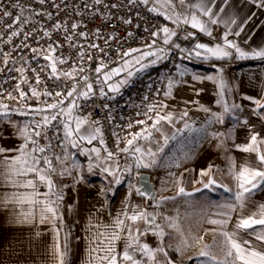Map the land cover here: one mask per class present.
<instances>
[{
    "label": "crops",
    "instance_id": "obj_1",
    "mask_svg": "<svg viewBox=\"0 0 264 264\" xmlns=\"http://www.w3.org/2000/svg\"><path fill=\"white\" fill-rule=\"evenodd\" d=\"M170 2V7L163 6L162 3L157 4L158 11L169 16L179 13L181 17L184 15L190 17L195 12L207 22L211 36L196 29L199 34L194 46L197 43H204L210 47L216 44L223 45V37L228 33L227 39L249 54L254 50L264 49V7H259L253 0H226V2L225 0H185L183 4L180 0H170ZM201 2L206 7L212 8L213 18L217 19L218 23L212 24L208 17L200 14L199 9L190 7ZM149 6L153 7V4L150 3ZM233 20L236 23H232ZM236 32L240 34L236 35ZM173 37L167 45L174 44ZM161 38L163 40V34ZM161 48L165 51L158 54L164 56L167 51L165 46H152L138 52H129L128 56L105 68L107 71L111 70L126 60L140 68V64L135 62L136 58L144 51L157 52ZM229 51L231 52L229 57L205 59L203 56H196L193 47L191 59H181L174 69L171 77V81H174L171 95L166 98L167 107L161 110V114L167 112L173 114L172 123L161 122L159 125L161 132L153 130L149 139H142L140 143L134 145V148L140 147L145 152L149 148L155 152L159 146L164 145L163 152L156 156L155 166L139 168V174L150 175L156 194L155 200L138 194L136 191L138 179L133 182L127 172L123 173L121 183L115 184L114 178L102 173L100 167H95L92 172L88 171L89 155L87 153L82 155L80 148L99 147L103 158L106 153L99 140H94L92 144L81 141L78 148H73L70 144L66 146L70 159L61 164L60 160H64L62 156L53 163L56 169L51 174L54 188L49 194V198L53 201L56 200L57 195L63 197L57 208L62 224L61 219L41 224L38 212L31 223L25 222L21 213L27 212L29 206L11 201L14 195L32 191L23 187H13L5 180L7 175L5 157L18 155L15 150L24 143L23 138L17 134L18 127L30 126V120L0 110V147L11 149L0 153V264H57L53 252L57 231L61 244L67 236L68 264H89L93 257L103 254L90 252L91 248L97 247L98 241H104L105 237L100 233L110 234L114 230V221L118 216L125 219L126 224H132L123 214L127 212L131 215L134 211L155 214V223L162 227L165 221L169 223L165 217L176 219L184 233V238L188 241V246L182 250L187 255H181L180 251H176V245L181 240L179 233L169 227L167 231L163 228L167 234L163 246L172 264H183L181 261L184 259H193L191 264H203L206 258L200 257L198 253L205 244L214 245V240L215 245L211 250L221 259L223 258L219 251V245L224 239L218 235L220 226L208 222L213 219H224L225 217L219 215L221 212H229L231 217L224 230L236 232L239 241L250 240L254 247L264 250V243L257 241L251 230H237L235 227L239 219L259 212V206L264 204V187L255 190L241 208L235 200L237 182L229 172L233 161L236 171H239L242 165L264 169V165L258 163L255 153L243 152L236 147L237 144L248 143L252 131L264 138V120L253 113L255 105L252 100L246 98L251 97L253 100L260 99L264 102V58L251 55L247 58H237L235 49ZM154 59L155 56L145 57L141 63L150 64ZM210 62L214 64L213 69L208 66ZM137 69L127 78L128 83L139 72ZM194 75L222 78L223 100L228 105H239V108L224 113L223 104L216 102L220 99L221 92L218 81L194 80ZM121 77L122 72H119L107 83L119 84ZM100 81L103 83V73L100 75ZM108 84L104 88L111 92ZM127 84L121 85L120 89ZM75 100L78 104L79 99L76 97ZM72 102L73 100L65 108ZM201 105L209 111H203ZM185 111L187 116H182ZM213 113H223V122L216 120ZM73 115L81 117L76 113V108L73 109ZM245 120L247 124L243 123ZM186 124L189 127H185ZM230 130L231 134H229ZM173 135L174 139H172ZM164 136L169 137L166 145ZM38 145L44 147L43 142ZM44 155H48L47 150ZM212 159H217V162L209 166L208 163ZM72 160L79 164V169H71L70 175L67 173L61 175V169L65 166L70 168ZM92 162L99 163L95 160V154H92ZM115 162L122 171L125 162L120 158H115ZM108 164H112V161ZM202 170L207 171L209 175L201 176ZM210 177L216 183L204 188ZM27 178L35 179L30 174L29 177H21L20 180L22 182ZM220 185H226L231 191H225ZM180 187L191 195H177ZM37 190L41 194L48 193V188L44 184L38 183ZM162 197L169 199L161 200ZM224 204H234L235 209L221 207ZM256 218L259 216L257 215ZM49 220H51L50 215ZM150 227L143 221L132 224L134 233L137 229L144 233L141 242H146L155 248L161 244V241L153 231L145 232V229ZM256 230H259V226ZM126 237L127 230L121 232V239L116 241L117 252L123 251ZM169 245L171 247H168ZM159 259L163 261L164 257L161 255ZM93 264L96 262L93 261Z\"/></svg>",
    "mask_w": 264,
    "mask_h": 264
},
{
    "label": "snow or ice",
    "instance_id": "obj_2",
    "mask_svg": "<svg viewBox=\"0 0 264 264\" xmlns=\"http://www.w3.org/2000/svg\"><path fill=\"white\" fill-rule=\"evenodd\" d=\"M46 0H38V3L40 5H44ZM141 3L145 6L149 5L150 3L153 4V7H150L148 10L150 12H157L158 8L156 7L157 4H163V6L170 7L171 2L170 0H129L130 4L135 3ZM226 2V0H225ZM254 3H257L259 7H264V0H253ZM94 3L99 5L102 3V0H94ZM180 3H185V0H180ZM55 7H59L58 5H55ZM11 7L13 9H19V13L13 17V13L7 10V8L0 3V22H3L6 18H11L10 24H5V28L9 31L10 34L7 35V40L4 41L2 36L3 34L0 33V43H11L12 39L14 37L20 36L23 33V36L25 40H27L29 37H34L36 39H40V37H35V33L38 31L36 28H33L30 32H24L23 28L25 25H28L29 23L33 22L34 16H46L48 19L52 18V13L50 12H43V11H37L35 9H32L30 6L22 5L20 3V0H16V2L11 4ZM85 7H90V5H85ZM112 7H117V5H112ZM191 8L199 9L200 14L202 16H206L209 18V21L212 24H216L219 21L215 18H213V11L212 8L206 7L202 2L197 3L195 5H190ZM98 11V9H97ZM223 11V9H221ZM27 13V15L25 14ZM80 14V13H78ZM166 18L169 20H172L173 23H183V24H190L193 29H199L200 32L206 33L207 35L211 36V30L207 26V22L202 20L199 16L196 15L195 12L191 14L189 17L188 15H184L181 17L179 13H173V15L169 16L165 13ZM35 23H39V21H35ZM124 23H131L130 20H125ZM232 23H236L235 20L232 21ZM15 30H13L14 26ZM79 27L78 23H72L71 30L68 29L66 24H62L60 22L55 23L52 26V30L59 31L63 30L65 32V40L68 42L70 48L78 47L75 41L76 32L75 30ZM40 30H43V36L44 37H50L51 32L44 28L43 25H41ZM71 31V34L69 32ZM160 33H163V43L169 44L173 36H176L177 33L164 26L161 27L158 31H154L151 33L153 37L158 36ZM98 34V32H97ZM236 35H239V32L235 33ZM78 35L80 37H85L87 34L84 32H79ZM131 35V33L129 34ZM193 35L192 33L188 34V37ZM228 33H225L223 37V45L216 44L215 46H208L204 43H197L194 46V54L196 56H203L205 59L209 57H216V58H225L229 57L231 55V52L229 49H235L237 58H247L249 55L254 57H261L264 58V49L260 50H254L251 54L243 51L238 45H236L233 41L227 39ZM188 37H185L187 39ZM155 44V40H153L151 45H147L148 48H151ZM21 46L27 48L28 45L22 43V45H16V48H20ZM62 47L60 44H56V46H53L51 43L48 45V47L45 48H31V52L34 54L33 58H35L37 55L43 54V58L48 61V64L46 65L47 68L50 69V77L59 79L61 76H63L65 79L73 78L74 75L77 72V69L75 65L73 68L69 71H61L58 68V65H62L67 63V58H64L62 56L55 55L57 48ZM90 47L96 48L98 47L95 44H92ZM175 47H179V45H175ZM202 50V51H201ZM139 49H130L129 52H138ZM164 49H158L157 52H151V51H144L143 54L136 58L135 62L140 64V68H146L148 67V64L141 63L145 57L155 56L156 59L151 60L150 63L155 64L158 60L163 59L164 56L159 55L158 53H163ZM129 52L123 53L124 56H128ZM192 54L191 52L189 53ZM83 49L80 53V59H83ZM10 58V54L3 53V59L4 63L7 64L8 60ZM89 60L92 59V57L89 55ZM130 64V61H124V68L122 69H112V71L105 72L103 74V83H107L113 75H116L119 71L125 70ZM102 68H104V64L101 62V64L95 69L97 73H100ZM43 71V69H41ZM139 70V69H138ZM17 71L23 73L24 69L20 68L17 69ZM80 71H83V68H80ZM133 73L131 71H128L127 76L131 77ZM181 75H184V73H181ZM82 79L85 82V90L78 91L77 85H73L72 89L67 92V97H84L87 98L89 95L92 94V84L88 82L87 77H82ZM194 80H200V79H208V80H217L219 83V87L221 89L220 92V99L216 102L218 104H223L224 107V113H230L234 109H238L239 105L232 104L228 105L223 100V89H224V83L222 78L219 77H201L198 75L193 76ZM22 80L24 83H28L27 79L22 76ZM36 82L37 84L40 83V76L39 74L36 75ZM97 83H101V81L98 79ZM128 80H122L119 82V84L113 85L108 84L109 90L113 93L118 92L121 85L127 84ZM174 81L169 80L168 84V91L165 92V96L171 95V88L173 86ZM17 91H19V95L21 99H24L26 96V93L24 91L20 90V85L17 84L16 86ZM32 96L39 98L41 93L37 91L35 87L30 88ZM101 95H104V90L101 87ZM44 95H51V93L45 92ZM56 96H61L62 93L57 92L55 94ZM9 98L11 97V94H9ZM249 100H252V102L255 105V108L253 109V113L259 116L260 119L264 120V102L260 99H255L251 97H246ZM64 103V100H59L55 103L46 104V109L53 110V114L51 116L45 115L43 117L42 122H36L35 123V129L32 131L29 130V126L25 125L23 128L18 127L17 134L23 138L24 143H22L17 151L18 155L13 157H5V161L7 162V175L5 176V180L7 183H9L13 187H23L26 189H31L32 191L21 193L18 195H14L11 198V201L20 205L27 204L29 206V210L27 212H22L21 215L25 222H32V219H34L37 215V212L39 214V223L43 224L46 221L47 222H54L56 219H61L62 224V218L58 216L57 208L59 207L60 200L63 199L62 195H57L56 200L53 201L49 198V194L52 193V190L54 188V183L51 178V174L56 171V169L53 167L52 159L48 155H44L46 151V147H50V144L46 147H41L38 145L37 140L35 137L41 136L40 129L46 128L48 125H51L52 121H55L58 119V117H63L61 119V124L63 126V134H64V141L63 144L65 146V155L64 160H60V157H56L57 160H60L61 164H64V161H67L70 159L66 146L68 144L71 145L73 148L80 147L81 141H86L88 144H92L94 140H99V143L101 146H103V151L106 153L103 158H101V148L99 147H92L90 149H83L80 148L81 154L87 153L89 155V164H88V171L92 172L95 167H100V171L104 174H107V176H111L114 178L115 184H120L121 180L123 179V173L127 172L131 174L132 165L126 164L124 169L121 171L119 164L115 162V154L112 151H109L107 147L105 146V140L103 137V132L100 127H97L96 125L99 124V121H94L89 123V121L86 118H81L78 116L73 115V109L77 108L78 105L76 103V100L74 99L71 104L67 106V108L62 107ZM7 105L0 104V110H6ZM167 105H164L163 103L157 104V105H150L148 108L149 112L155 113V118L148 117L149 120L152 121L151 126H145L141 129V131L132 133L130 139H126L127 146L118 149L120 152L129 153L130 148L128 146L134 145V143L139 139H149L152 136L153 130L156 132H161V128L159 125H161V122H167L172 123L173 121V114L171 112H167L166 114H161L160 111H157V108L163 109L166 108ZM201 109L205 112H208L209 109L204 107L203 105L200 106ZM45 109L38 108L35 111L37 112H43ZM58 110V111H56ZM6 114V113H5ZM213 117L216 118L219 122H223V113L217 114L213 113ZM182 116H187V112H183ZM137 124H145V121L140 120L136 122ZM244 124H247V121H243ZM74 124V127H73ZM129 128L132 127L131 124L128 125ZM185 127H189V125H185ZM251 131V130H250ZM231 134V130L230 133ZM115 135V133H114ZM215 135V134H214ZM222 135V134H221ZM175 136L173 135L172 139H174ZM50 139V138H49ZM169 140L168 136H164V144L166 145ZM119 143V140L117 141ZM31 145V147H29ZM261 146H264V138H261L259 133H256L254 131L251 132L250 138L248 143L246 144H237L236 147L240 149L243 152L248 153H255L257 161L259 164L264 165V148ZM164 145L159 146L155 152L152 151L151 148H149L146 152L140 148L135 147L131 154L135 156V167L137 169L143 167V168H150L157 164L156 156L158 153L163 152ZM6 151H11V149H5L3 147H0V153H4ZM92 154H95V160L99 163H93L92 162ZM109 161H112V164H108ZM103 165V166H101ZM79 164L72 160L71 167H63L61 169V175L67 173L71 174V169H79ZM229 172L232 174L233 179L237 182V191L235 192V200L240 205L241 208L244 207L245 200L251 196L255 190L258 188L264 187V169L261 168H253L248 165H242L239 169V171H236L234 161L231 163V166L229 168ZM33 175L35 179L27 178L24 179L22 182L20 180L21 177H29V175ZM209 173L207 171H201V176H208ZM138 179L144 180L145 178L139 177ZM44 184L48 188V193H39L37 190V184ZM216 182L213 178H209L208 182L204 184V188H209L210 186L214 185ZM134 187V186H133ZM220 187H223L225 191H231L226 185H220ZM136 191L140 195H148L151 198L155 199L154 194H152L150 191H142L141 188H136ZM196 191H200V189H196ZM177 195H191V193H185V190L183 187H180L178 189ZM43 196V198H40ZM169 199L167 197H162L161 200ZM8 202V201H6ZM55 205V206H54ZM223 208H227L230 210L235 209L234 204H224L221 205ZM49 215L51 217V220H49ZM127 221H131L132 224H136L139 221H143L145 225L151 226L150 228H146L145 232L151 230L153 231V234L156 235L159 240L161 241V244L155 248L151 247L146 242H141V236L144 235V233H141L139 229L136 230L134 233L132 230V224H126L125 219H121L119 216L114 221V230L110 234L106 233H100L101 236H104V241H98L97 247L91 248L90 252H96V253H103L102 255H98L96 257H93L92 260L89 261V264H93V261L96 262V264H172L171 260L168 259V252L166 251L165 247L163 246V240L165 236L167 235L163 229V227L159 224L155 223L156 216L153 213H148L145 211H134L131 215H129L127 212L123 214ZM219 215L225 217L224 219H213L209 220L208 222L214 225L220 226V231L218 233L219 236H222L223 242L219 245V251L223 255V258L221 259L216 253L212 252V247L215 245H207L205 244L203 248L200 250L198 255L200 257L206 258L203 261V264H264V250H260L252 245V242L250 240H245L243 242L239 241L236 238V232H229L224 230L228 224L230 217L229 212H221ZM257 215L259 218H256ZM166 220L169 221L168 227L174 229L177 233H179L181 240L180 243L176 245V251H182L183 248L188 246L187 239L184 238V233L181 230L179 224L176 222L175 218L165 217ZM257 226H259V230L257 231ZM236 229L237 230H245L249 231L251 230L254 234V237L257 241H260L261 243H264V204L259 206V212L253 213L251 216H248L247 218H241L236 223ZM127 230V237L125 239L124 249L122 252H117L116 250V241L121 239V232ZM55 231V228H54ZM39 235V233H37ZM202 239V238H201ZM101 244L103 246L101 247ZM168 247H171L169 245ZM53 252L57 259V264H68L67 257L69 254V248L67 243V236L64 238V243L61 244V241L59 239V232H56L55 237V244L53 246ZM139 254V255H138ZM164 257V260L161 261L159 259L160 256ZM146 258V259H145Z\"/></svg>",
    "mask_w": 264,
    "mask_h": 264
},
{
    "label": "built area",
    "instance_id": "obj_3",
    "mask_svg": "<svg viewBox=\"0 0 264 264\" xmlns=\"http://www.w3.org/2000/svg\"><path fill=\"white\" fill-rule=\"evenodd\" d=\"M16 0H0L7 10L13 13V17L19 13V9H13L11 4ZM22 5L30 6L32 9L43 12L52 13V18L46 16H34L33 22L25 25L24 32H30L33 28L38 31L35 37H29L25 40L23 33L14 37L11 43H0V104L7 105L6 111L11 114L21 115L30 120L29 130L35 129L36 122H42L45 115L51 116L53 110L46 109V104L55 103L64 100L62 107L74 100L76 97H67V92L72 89L73 85H77L78 91L85 90V82L82 77H87L88 82L92 84V94L87 98L79 97L76 113L88 119L90 122L99 121L96 125L103 132L105 146L109 151L115 154V158L122 159L125 164H131V179L135 182L138 179L139 169L135 167V158L131 154L134 145L140 143L142 139L137 140L134 145L128 146L129 153L118 151L127 146L126 139H130L132 133L141 131L145 126L150 127L152 121L148 117L155 118L154 112H149L150 105L160 103L166 104L165 92L168 91L169 80H171L174 69L181 59H191L192 49L198 37V32L191 26L183 23H173L172 20L166 18L162 12H150L149 5L145 6L139 2L130 4L129 0H102L97 5L94 0H46L44 5H40L38 0H20ZM58 5L59 7H55ZM90 7H85V5ZM117 7H112V5ZM98 9V11H97ZM80 13V14H78ZM27 15V13H25ZM2 15V13H0ZM130 20L131 23H124ZM39 21V23H35ZM60 22L66 24L71 30L72 23H78L79 27L75 30V41L78 47L70 48L65 40V32L52 30V26ZM11 18H6L0 22V33L3 34L4 41L10 34L5 28V24H10ZM41 25L51 32L50 37L43 36ZM168 27L174 30L177 35L173 37L174 44L167 45L163 43L162 34L153 37L152 32L158 31L161 27ZM14 26L13 30H15ZM79 32L87 35L80 37ZM98 32V34H97ZM131 33V35H129ZM192 33L190 37L188 34ZM71 34V31L69 32ZM185 37H188L185 39ZM165 46L167 51L164 58L159 62L148 63V67L140 69V71L132 78V80L118 92H108L103 83H97L100 80V73L95 69L101 64L110 67L113 63L123 59V53L129 52L130 49H146L147 45ZM27 44L25 48L16 45ZM58 47L55 55L67 58V63L58 65L61 71H69L75 65L77 72L73 78L65 79L61 76L59 79L50 77V69L46 67L48 61L43 58V54H34L31 48H47L49 44ZM92 44L98 47H90ZM179 45V47H175ZM83 49V59H80V53ZM3 53L10 54L8 63H4ZM89 55L92 57L89 60ZM213 69L214 64L208 63ZM83 71H80V68ZM23 68L21 73L17 69ZM43 69V71L41 70ZM40 76V83L36 82V75ZM22 76L28 83H24ZM20 85V90L26 93L24 99L20 98L19 91L16 86ZM31 87H35L41 93L39 98L32 96ZM101 87L104 95H101ZM45 90L51 95H44ZM57 92L62 93L56 96ZM9 94L11 97L9 98ZM38 108L45 109L43 112L35 111ZM162 109L157 108L161 112ZM58 111V110H56ZM63 117H58L52 121L51 125L40 129L41 136L35 137L38 144L43 142L46 147L48 156L52 159V163L56 162V157L65 155V146L63 144L64 134L61 124ZM143 120L145 124H137V121ZM132 127L129 128L128 125ZM115 133V135H114ZM50 138V139H49ZM41 140V141H40ZM119 140V143L117 142ZM31 147V145H29ZM67 150V147H66ZM217 159H212L208 165L212 166Z\"/></svg>",
    "mask_w": 264,
    "mask_h": 264
},
{
    "label": "rangeland",
    "instance_id": "obj_4",
    "mask_svg": "<svg viewBox=\"0 0 264 264\" xmlns=\"http://www.w3.org/2000/svg\"><path fill=\"white\" fill-rule=\"evenodd\" d=\"M106 66H104V68H102V70H101V73H105V72H111L112 71V69L111 70H106L107 68H109V67H107V68H105ZM122 68H124V62L123 63H121V64H119V65H117L115 68H113V69H122ZM139 70H138V69ZM135 69H137V72L138 71H140V69L141 68H139L138 66H136V65H131V63L129 64V66L125 69V70H123V71H119V72H122V77L120 78V80L119 81H122V80H125V79H127L128 78V76H127V73H128V71H131L132 73L134 72V70ZM118 72V73H119ZM108 83H106V84H104L103 86H105V85H107ZM123 88V87H122ZM163 228L167 231V228H168V222H164L163 224ZM180 253H181V255H187L185 252H183V251H180ZM191 260H193V259H191Z\"/></svg>",
    "mask_w": 264,
    "mask_h": 264
},
{
    "label": "water",
    "instance_id": "obj_5",
    "mask_svg": "<svg viewBox=\"0 0 264 264\" xmlns=\"http://www.w3.org/2000/svg\"><path fill=\"white\" fill-rule=\"evenodd\" d=\"M138 176L139 177H143L145 179L144 180L138 179V181H137V188H141L142 191H145V190L150 191L152 194H154V197H155L156 194H155V191H154L153 184L150 181V175L148 173H140ZM144 196L147 199L155 200V199L151 198L148 195H144Z\"/></svg>",
    "mask_w": 264,
    "mask_h": 264
},
{
    "label": "trees",
    "instance_id": "obj_6",
    "mask_svg": "<svg viewBox=\"0 0 264 264\" xmlns=\"http://www.w3.org/2000/svg\"><path fill=\"white\" fill-rule=\"evenodd\" d=\"M183 264H191V260L184 259L181 261Z\"/></svg>",
    "mask_w": 264,
    "mask_h": 264
}]
</instances>
